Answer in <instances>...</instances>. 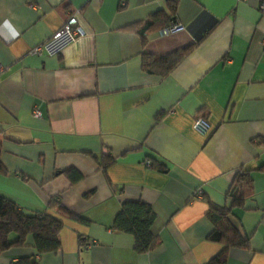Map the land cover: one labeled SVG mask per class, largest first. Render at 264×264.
<instances>
[{
    "label": "crops",
    "instance_id": "obj_1",
    "mask_svg": "<svg viewBox=\"0 0 264 264\" xmlns=\"http://www.w3.org/2000/svg\"><path fill=\"white\" fill-rule=\"evenodd\" d=\"M262 4L0 0V33L5 20L19 31L15 39L0 35V149L8 171L0 173V195L63 222L60 249L36 255L38 264H207L223 248L207 239L210 203L230 206L239 169L253 183L229 220L250 247L231 248L227 264H264ZM78 9L91 35L60 54L31 53ZM159 13L185 29L158 37L157 23L140 32ZM186 49L165 77L143 68L144 54ZM198 117L205 132L194 128ZM104 154L115 159L107 169ZM69 169L82 178L73 180ZM124 200L147 202L156 213L158 243L147 253L112 229ZM30 244L0 252V264L34 254Z\"/></svg>",
    "mask_w": 264,
    "mask_h": 264
},
{
    "label": "trees",
    "instance_id": "obj_2",
    "mask_svg": "<svg viewBox=\"0 0 264 264\" xmlns=\"http://www.w3.org/2000/svg\"><path fill=\"white\" fill-rule=\"evenodd\" d=\"M169 8L171 15L175 16L177 4L170 3ZM171 20L166 14L159 13L138 26L140 32H144L157 23H159L158 27L160 29ZM188 51L189 49H186L183 52L162 57L144 54L143 68L149 73L165 77L180 63ZM106 154L100 159L103 169H107L115 162V159L108 157ZM155 168L166 172V169L161 165H156ZM66 172L73 180L82 178V175L75 169H69ZM0 173H8L2 162L1 149ZM252 183L251 172L239 169L228 192V197L232 201L230 206H218L210 203L207 217L213 225V230L207 239L223 245V248L207 264H227L231 248L250 247L249 236L236 229L231 224L229 217L233 215L234 208L242 206L245 196L251 191ZM49 205L51 208L55 207L56 199H53ZM72 217L83 220L76 215ZM155 219L156 213L149 203L141 200H124L121 202V208L115 216L112 229L131 235L134 239V250L137 253H147L158 243L157 237L152 232ZM62 227L63 222L52 214L27 212L14 201L0 195V252L14 247H24L30 240V245L34 249V254L21 256L12 264H38L36 255L58 251L61 247L60 232ZM80 241L83 242L82 237H80Z\"/></svg>",
    "mask_w": 264,
    "mask_h": 264
},
{
    "label": "built area",
    "instance_id": "obj_3",
    "mask_svg": "<svg viewBox=\"0 0 264 264\" xmlns=\"http://www.w3.org/2000/svg\"><path fill=\"white\" fill-rule=\"evenodd\" d=\"M260 9L262 11L264 10V4L260 6ZM184 29L185 26L183 23L177 19H172L166 26L158 29L157 35L158 37H165ZM88 35H91V33L83 26L82 11L78 9L71 12L62 26L55 33H53L49 39L34 47L31 50V53L40 55L43 51H45L49 54H60L67 46ZM3 69L4 67L0 64V74ZM35 115H40L38 110L35 111ZM194 128L198 131L205 132L208 128V123L203 117H198L194 122ZM146 165L151 166L150 161H146ZM196 195L200 196L201 191L198 190Z\"/></svg>",
    "mask_w": 264,
    "mask_h": 264
},
{
    "label": "clouds",
    "instance_id": "obj_4",
    "mask_svg": "<svg viewBox=\"0 0 264 264\" xmlns=\"http://www.w3.org/2000/svg\"><path fill=\"white\" fill-rule=\"evenodd\" d=\"M3 29H6V33H0V35L4 36V39H15L19 36V31L16 29V27L8 20H5L3 25Z\"/></svg>",
    "mask_w": 264,
    "mask_h": 264
}]
</instances>
